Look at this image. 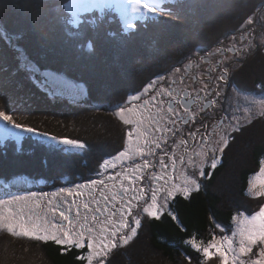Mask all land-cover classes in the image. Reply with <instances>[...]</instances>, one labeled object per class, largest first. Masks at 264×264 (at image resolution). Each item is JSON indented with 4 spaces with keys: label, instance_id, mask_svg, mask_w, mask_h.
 Segmentation results:
<instances>
[{
    "label": "trees",
    "instance_id": "trees-1",
    "mask_svg": "<svg viewBox=\"0 0 264 264\" xmlns=\"http://www.w3.org/2000/svg\"><path fill=\"white\" fill-rule=\"evenodd\" d=\"M61 1L0 0V31H7L14 37L22 36V39L14 41L22 46L17 49L18 56L10 45L0 40V111L10 115L15 123L35 130L30 133L34 138L25 135L18 144L13 140L0 144V181L8 182L24 176L43 180L50 187L85 180L96 173L105 156L123 143L125 125L121 126L114 119L115 116L102 109L98 112L89 105L85 108L80 104L84 100L80 101L75 95L52 94L50 88L45 86L47 79L44 76L39 79V74L43 75L44 70L68 78L74 72L84 76L90 63L107 64L109 68L113 50L117 54L127 50V58H130V46L135 39H140L135 43L142 55L138 56L132 67L139 71L142 81L148 80L181 60L191 47L204 49L237 30L240 23L254 16L264 3V0H164L154 7L155 12L134 20L128 30L137 31V37L133 36L134 33H126L122 36V46H118L112 42L113 37L120 35L107 29L109 12L102 15L96 10L85 12L78 23L69 25L71 14L62 7ZM178 13L183 17L180 19L183 22L176 24L174 19ZM205 25H208L207 30ZM193 30L195 32L187 48L180 47L184 48L183 56L176 51L175 56L172 55L168 50L177 40L169 39L164 34L167 31L176 34ZM208 34H211V41H207ZM160 40L162 44H159ZM157 51L163 53L155 54ZM254 60L257 65L246 64L230 76L231 81L236 79V83H242V86L238 84L242 89L250 87L247 82L253 85L250 89L256 84L264 86V54L257 52ZM25 61L27 63L21 68V62ZM116 63H120L119 58ZM244 67L249 69L245 74ZM99 73L100 82L108 77L105 69H100ZM129 86L124 85L123 94L112 100L105 97L103 85L100 90L104 93L101 106L113 108L120 104L128 92L135 90L133 82ZM86 95L90 103L101 104L93 100L100 97L90 95L87 89ZM5 124L13 128L11 124ZM88 135L92 136V140ZM37 136L48 140L51 137H67L88 147L80 154L79 151L63 150L61 144L52 139L50 142L59 147L46 144ZM263 153L264 116H259L232 133L215 169L204 171L199 188L187 194H175L168 203V210L153 217L146 216L132 239L110 251L104 264H220L218 254L213 253L205 260L192 241L198 239L208 243L219 231L217 238H231L235 212L250 215L264 204V196H250L247 193L249 178L257 170ZM217 225L224 229V233L218 230ZM28 246L36 250V255L28 259L31 264L42 263L33 262L40 257L45 264L84 262L83 258H79L80 249L74 246L1 231L0 264L25 260L24 256L29 254ZM259 248L253 245L252 252L243 256L250 260L258 259Z\"/></svg>",
    "mask_w": 264,
    "mask_h": 264
},
{
    "label": "rangeland",
    "instance_id": "rangeland-1",
    "mask_svg": "<svg viewBox=\"0 0 264 264\" xmlns=\"http://www.w3.org/2000/svg\"><path fill=\"white\" fill-rule=\"evenodd\" d=\"M154 3V0H151ZM40 3V2H39ZM114 0H108L107 4H113ZM150 3V2H149ZM152 3V4H153ZM44 4V3H41ZM71 5V3H70ZM41 5L38 6L40 8ZM62 7L64 8V5L62 3ZM105 8V7H103ZM118 14L115 15L113 11L109 12L110 18H108V22L106 25L108 26V31H112L114 34L120 35V37L115 38L113 37V42L115 45L122 46V36L126 35V33H134L133 36L137 37V31L133 30H128L130 28V19L137 17L138 20L139 18H142V13L146 11L142 7V5L136 0L134 3L133 0H116V4L114 8ZM135 9V10H134ZM93 11V10H90ZM89 12V11H87ZM99 15L104 14L105 12H101L100 9L97 10ZM81 12L82 15H84ZM71 17V22L68 23L69 25L75 24V21L73 18H76L73 16V14L70 16ZM114 17V18H113ZM183 17L181 16L180 13H178L174 19V23H181L180 19ZM91 20V18H90ZM116 20V21H115ZM111 23H114L111 25ZM173 23V22H172ZM186 23L191 24L189 20H186ZM185 23V24H186ZM179 25V24H178ZM181 28V26H180ZM208 25H205V30H207ZM245 29H247V34L245 33ZM126 30V31H123ZM156 31V30H155ZM157 32V31H156ZM195 30L191 32H186V31H181L179 33H173V31H167V33L164 34L165 37L169 39H174L176 38V42L174 43L173 46L169 47V52L174 55L175 51L177 54L183 56V50L184 48L180 49L182 46H186L187 48V43L189 42V39L193 37V33ZM232 32L228 33L224 38H221L218 41L213 42L212 44L208 45L207 47H204V49H201L199 47H191V50L187 52V55L183 56L181 60H179L177 63H182L181 68L183 67V62L185 61H195L196 56H205L209 55L211 61L217 60V55L219 48L224 49L228 48L230 46H233L236 43H241L244 42L239 39L240 35H246L249 36V44H243L242 46L244 47V52H237V61L235 62H230L227 65V68L229 67L228 71V76L236 74L237 71L242 66H245L246 64H254L257 65V61L254 60L257 58V52H261L264 54V3L258 8L256 11V14L254 16H251L250 19L246 20L243 23H240V26L238 27L237 30L234 31V36L229 37V35ZM155 34V33H154ZM207 41H211V34H208L206 36ZM236 38V40H235ZM175 40V39H174ZM246 40V38H245ZM136 41H140V39H135ZM129 48V53L131 55L130 58H127L128 51L124 50L121 52L122 54H117L114 52H117L115 50L112 51L111 57L109 60L112 61V64H110V67L108 68L106 65H101V64H93L90 63L87 68V72L84 74V76L76 74L75 72L73 75H70L71 77H65L62 74H58L54 71H48L44 70L45 72H52L61 77V80L58 81H47L44 82L51 90V93L57 95V96H72V94H69L72 87H77V92L78 94L75 95L77 99L80 101L84 100L81 105H83L85 108L86 106L90 107H95L98 109V112L100 109H102L104 112H109L111 113L116 119V121L121 124V126L124 127L127 126V124L124 123L125 119H131L130 114L127 112V109L132 108L133 111L138 115L136 112L137 109L131 102V97H134L135 95H138L140 90H148V88L156 82L157 76L159 75H154L150 76L148 80L142 81V76L140 75L139 71H135L133 69L132 64L137 62L138 56L142 55L140 49L137 47L136 43ZM159 44H162V40H160ZM212 50V51H210ZM163 51V50H162ZM162 51L156 52L155 54H161L163 53ZM103 52V51H102ZM137 53V55H136ZM175 56V55H174ZM119 58L120 63H116L117 59ZM227 58V57H226ZM228 58H230L228 56ZM179 59V58H178ZM177 59V60H178ZM176 60V61H177ZM174 61V62H176ZM79 61H77L76 64H78ZM180 63V64H181ZM176 64V63H175ZM79 66H82L79 64ZM220 66V65H219ZM218 66V67H219ZM223 67V65H222ZM100 69L103 71L105 69L108 73V77L105 79L98 80L100 78ZM199 69H206L205 64L202 63L199 65ZM243 70V69H242ZM200 71V70H198ZM249 71L248 67H244L243 74L247 73ZM188 75H190L192 72L188 71ZM216 71H214L210 77L215 79L216 82L219 84H222V82L226 81L225 77H215ZM44 76L39 74V79ZM80 78H83L84 81L88 83V86L84 81H82ZM82 81V82H81ZM231 81V80H230ZM104 82L103 85H105V97H110L112 100L119 98L122 93V87L129 86L130 82H133L135 86V90L132 92H128L127 96L125 97L122 102L116 106L107 107V106H101L102 105V94L101 89H102V83ZM199 83H202L204 85H207V83L202 81V78L200 77V80H198ZM237 80L231 81L229 85V89H227L224 101H225V116L227 118H222L223 122L219 126L216 124L217 118H204L198 120V126L203 127L204 125V131L202 133V136L206 140V150L205 151V146L203 145L201 149H198L196 147V144L198 141L196 140L195 137L192 139L189 137L188 131L182 134L178 133H173L172 129L166 130L163 126H161V121L163 118H157V121L152 122V127H145L144 124L146 123H140L139 125L133 126V128H137L139 133L141 135L139 136V139H137V133H133L130 138L127 139V149L124 151L126 153L125 158L122 160V162L125 165L120 166L121 171H114L116 168V165L119 160H114L113 158L120 153V151L116 152L113 154L111 157H109L108 160V165L100 168L99 172L90 179H85V180H75L73 182L69 181L67 183H63L67 187H73L74 191H82L84 193L83 198L77 199L76 202L78 204H83L87 198H88V190L89 188H95V190L92 192V195L98 196L105 193L103 191V188L108 187L111 184L110 189L115 187L117 190H122V189H133V190H138V189H144L143 193V199L140 201L132 200V208L130 210V213L127 215L126 220L128 223V227L125 229H122L120 233L117 234L116 237L110 238V243L108 250L105 254L102 256H95L91 262L87 259L90 249L87 246V243L84 244L86 246V251L83 255H81L84 258L83 264H98L100 260H103V264L105 262V257L107 254L112 251L114 248L118 246H122L125 242L120 240V235H128L131 232V227L136 226L132 223L133 218L139 219L141 222L146 218L148 215L147 213L144 212V207L147 204H151V192L152 190L155 189H160L161 191L157 192V208L160 209V211L157 213V215L161 214L162 212L168 210V203L170 202L171 199H169L167 206L161 207L164 205V199H163V189H167L171 187L172 185H177L180 187H183L186 180L188 179H195L198 184L202 179L204 178V171L212 170V160L213 158H216L217 164L219 163L221 159V154L223 150L225 149V141L227 143L232 137V133L239 129L241 126H246L250 122H252L256 117L259 116H264V86H261L260 84H256L254 88L250 89L253 85L251 82H247V84L250 85L248 89H242L241 87L238 86L241 85L242 83H236ZM101 83V84H100ZM208 86V85H207ZM242 86V85H241ZM130 87V86H129ZM86 89L90 95H95L100 98H96L93 100H96L97 102L101 104H95V103H90L91 100L87 98L86 95ZM76 99V100H77ZM77 103V102H75ZM79 104V103H77ZM92 104V105H91ZM101 106V107H100ZM154 106V105H153ZM136 107L139 109V111H142V109H146V106H143L141 102L136 103ZM124 109L123 112H120L118 115V110ZM101 115L103 113H100ZM146 112L144 113V115ZM261 114V115H260ZM4 122L0 121V139L4 137H9L13 135H4L3 130L6 129L4 126ZM169 124V123H168ZM130 125V124H128ZM132 127V125H131ZM12 130H18V129H13ZM160 130L163 132L165 131L164 136H158L160 134ZM202 129H199L200 131ZM145 132V133H144ZM211 134L210 137H206L207 134ZM150 133V136H149ZM154 133V134H153ZM123 134V133H122ZM169 134H171L169 136ZM175 134V135H174ZM42 141L52 144L51 142L47 141L43 137L38 136ZM165 137V138H164ZM88 138L92 140V136L88 135ZM147 138L148 144H145V139ZM164 138V140H163ZM56 141V140H55ZM189 142H194L193 145H189ZM57 144L58 143L56 141ZM139 143L141 148L143 149V154L145 157L144 159H147V167L138 169L135 173H133V168H135L137 165L144 164L145 161L141 160V155H132V150L134 146ZM56 144V145H57ZM95 144V143H94ZM152 144V145H149ZM207 144L210 145V147H207ZM53 145V144H52ZM227 145V144H226ZM66 145L62 144V149L63 150H69V151H75L74 148L78 147H73V146H68L72 148L65 149ZM146 146V147H145ZM88 146H84V148H81L83 150H86ZM150 149V150H149ZM113 152V151H112ZM195 152V153H194ZM80 154H82V150L79 151ZM111 153V152H110ZM129 157H131L129 159ZM131 162H128L130 161ZM208 168V169H206ZM264 168V153L260 157V162L257 167V170L250 176L249 178V183H248V189L247 193L250 196H257L259 197L264 196V184L259 183L258 181L261 179H264V176H260V169ZM203 173V175H202ZM117 174H119V178H117ZM206 175V174H205ZM112 177V179H109V177ZM135 177V182H133V179ZM165 179L168 180V184H165ZM32 178L28 177L27 179L25 178H20L17 182H14V184L11 187H6L4 188L5 191H2V188L0 186V200H7L9 197L13 196H19L21 197L20 200L15 201L12 204L5 203L4 205L0 206V214L3 215V219L0 220V232H6L7 234H11L7 230V225L11 220L10 217V212L13 211H20L21 209L24 210V214L27 215H38L41 218L45 217L47 215V218L51 221L53 219L52 214L48 212L49 208V202H51L52 205L54 206H67V202H71V200L74 197H69L67 193H61L59 192V189L55 190L54 192H43L45 190L44 187L36 189L35 196L31 195L32 193H23L24 187L29 186V188L32 186L31 182ZM97 181L95 185L89 184L88 187L85 188H79L77 187L78 185H85L88 184L89 181ZM35 186V185H34ZM106 186V187H105ZM32 188V187H31ZM30 188V189H31ZM38 188V187H35ZM197 188L195 185L191 186V190H194ZM22 189V190H20ZM109 189V190H110ZM190 190V191H191ZM180 193V192H176ZM107 195L109 197L113 196V193H110L108 191ZM106 195V196H107ZM133 195L132 191L127 192L124 194L122 197H117L115 202L111 201L110 199L108 200V206L109 209L111 207L115 206V208H120V200L125 199V202L129 201V197ZM98 198V197H97ZM103 207V203L101 204ZM264 206V204L262 205ZM92 207H95V205H92ZM124 207H127V204L124 205ZM261 207V206H260ZM260 207L252 212L250 215H245L243 213H237L235 212L234 218H233V223H232V237H228V241H231V244H229L228 241H225L223 238H217L218 234H220V231L216 235V237L212 240H215L218 245L221 246V248L224 250L225 255L228 259L229 264H237L240 261H244L245 264H251V261L253 259H247L246 257L243 256L244 253H239V241L241 239L240 236V230L244 228L248 224V218L251 217L255 212L259 211ZM73 211H75L73 209ZM241 212V211H240ZM111 215V211H108L105 213V216ZM118 215V213H117ZM84 216V211L81 209V222H83L82 217ZM55 219H59V216L55 217ZM103 219V217H102ZM141 226V223L139 226H137V231L139 230ZM100 227H104V225H100ZM218 230H221V233H224V229L221 227H218ZM135 234L131 235V238ZM23 237V236H21ZM87 239V238H85ZM129 239V240H130ZM52 240V239H51ZM128 240V241H129ZM211 240V241H212ZM224 240V241H223ZM55 242L54 240H52ZM195 241V247L197 246L201 249L200 252L203 254L202 249L203 247L207 246L208 243H204L203 241L194 240ZM258 244V242H257ZM247 246V245H246ZM263 245H259L261 248ZM29 249V254L25 255L24 258L25 260H21L19 262L15 261L13 264H31L28 262V259H32L33 256L36 254V250L32 249L28 246ZM235 249V252L229 251V249ZM260 248L257 250V255L259 258L255 260H259L260 264H264V255H259ZM31 250V251H30ZM210 253H216L219 255L218 251L216 248H211ZM229 253V254H228ZM237 257V260L233 262V256ZM42 263L39 264H45L43 263V258L40 257V259L36 258L33 262H40ZM47 264V263H46Z\"/></svg>",
    "mask_w": 264,
    "mask_h": 264
},
{
    "label": "snow or ice",
    "instance_id": "snow-or-ice-1",
    "mask_svg": "<svg viewBox=\"0 0 264 264\" xmlns=\"http://www.w3.org/2000/svg\"><path fill=\"white\" fill-rule=\"evenodd\" d=\"M135 3L136 0H133ZM138 2L142 5L144 9H146L148 12H155V8L152 7L149 3V0H138ZM108 3V0H71V11L74 15H77L81 12H87L92 9H102L105 7ZM135 10V9H134ZM22 39V36L16 35L15 37L12 35H9L7 31H0V40L4 41L6 44L10 45L13 50L17 53V56L19 53L17 52L18 48H22L19 44L14 43V41H18ZM24 63L21 62L20 67L24 68ZM223 75V74H222ZM44 78L47 79V81H58L62 78L56 75L52 72H45ZM43 82V81H42ZM77 87H72L69 94L77 95ZM160 95H163V90L160 93ZM155 99V97L153 98ZM148 103H151V101H145L144 104L147 105ZM156 107L159 109L160 105L157 104ZM169 112L172 111L171 105H169ZM124 109L118 110V115L120 112H123ZM127 112L131 115V119H125V124H133V125H139L143 122V120L147 119L149 121L155 119L156 116H159L160 113L157 112L155 116H153L151 113L148 117H144L143 113H140V118H136V113L133 111L132 108L127 109ZM0 121H4L8 124H11L13 128L22 129L25 132L28 133H34L35 130L31 127H25L21 124L15 123L12 120V117L8 114H6L4 111H0ZM158 122V121H157ZM239 130V129H237ZM4 135H13L15 136V133L11 132V129H4L3 130ZM132 132L137 133V139H139V136L141 133H139L137 128H133ZM41 135H47V134H41ZM127 135L131 136L132 133H128ZM52 140H56L58 143H61L66 146H73V147H84V144L80 141H77L75 139H70L67 137L57 138V137H51ZM145 144H148L147 138H145ZM227 144V141H225V146ZM150 150V149H149ZM143 149L137 143L133 150L132 155H142ZM126 156V153L124 151H121L118 153L116 157H114V160H123ZM131 157H129L130 159ZM108 165V160L106 159L103 164H101V168ZM147 161H145L144 164L137 165L135 168H133V173H135L138 169L147 167ZM217 166V160L216 158H213L212 160V168L215 169ZM203 175V173H202ZM260 176H264V168L260 169ZM117 178H119V174H117ZM109 179H112L110 176ZM133 182H135V177L133 179ZM259 183L264 184V179H261L258 181ZM97 181H89L88 184L85 185H78L79 188H85L88 187L89 184L95 185ZM165 184H168V180L165 179ZM195 185L197 188L200 187L198 182L195 179H188L186 180L183 187L172 185L171 187L167 189H163L164 195V205L161 207L167 206V203L169 199H171L174 194L178 191L181 194H187L191 190V186ZM106 187V186H105ZM89 195L87 200L83 204H78L76 202V198H83L84 193L82 191H74L73 187H67V188H60L59 192L61 193H67L69 197H74L71 202H67V207L63 206H54L49 202V208L48 212L52 214L53 219L50 221L47 218V215L45 217L41 218L38 215H25L24 210L21 209L20 211L16 212H10L11 220L7 225V230L9 233L15 236H23L25 238L29 239H36L41 241H47L49 239L54 240L57 244H68L71 246H74L77 249H81L84 247V244L87 243L88 248L91 250L87 259L89 262L93 260L95 256H102L105 254L108 250L110 238H114L117 236L118 233L122 229H125L128 227V223L126 220L127 215L130 213V210L132 208L131 201L136 200L140 201L143 199V193L144 189H122L121 194H126L129 191L133 192V195L129 197V201L125 202L123 199L120 200V208H115L114 204L109 209L108 206V200L111 199V201L115 202L116 196L113 195L111 197L108 196H100L97 198V196L92 195V189L89 188ZM161 191L160 189H153L151 192V204H147L144 207V212L147 213L150 217L156 216L157 213L160 211V209L157 208V192ZM31 195L35 196L36 193H32ZM21 197L19 196H13L9 197L7 200H0V206L4 205L5 203L12 204L15 201L20 200ZM103 203V207L101 204ZM127 204V207L125 208L124 205ZM92 205H95V207H92ZM73 209L75 210L73 213ZM81 209L84 211V216L82 217L83 222H81ZM111 211V215L105 216V213ZM118 213V215H117ZM59 216V219H55V217ZM103 217V219H102ZM3 219V215L0 214V220ZM132 223L136 226L131 227V232L128 235H120V240L124 241L125 243L131 238V235L135 234L137 232V226L140 225L141 221L137 218H133ZM100 225H104V227H100ZM217 227H220V225H217ZM240 236L241 239L239 241V253H249L252 252V246L253 245H264V206H261L259 211L255 212L251 217L248 218V224L240 230ZM87 238V239H85ZM225 241H228V237L225 236L223 238ZM229 244H231V241H228ZM258 242V244H257ZM192 244L195 246V241H192ZM247 245V246H246ZM216 248L219 257H220V264H229L228 259L225 255L224 250L221 248L220 245L217 244L215 240H212L209 242V244L205 247H203V257L205 260H207L210 256V249ZM197 251H200L201 249L197 246ZM229 251L235 252V249H229ZM259 255H264V247L260 248ZM191 262V257L188 258ZM237 260V257L233 256V262ZM98 264H103V260H100ZM239 264H245L244 261H240ZM251 264H260L259 260H253L251 261Z\"/></svg>",
    "mask_w": 264,
    "mask_h": 264
},
{
    "label": "flooded vegetation",
    "instance_id": "flooded-vegetation-1",
    "mask_svg": "<svg viewBox=\"0 0 264 264\" xmlns=\"http://www.w3.org/2000/svg\"><path fill=\"white\" fill-rule=\"evenodd\" d=\"M245 33L247 34V29H245ZM233 36H234V31L229 35V37H233ZM248 37L249 36L246 35H240L239 39L244 42L236 43L233 46L224 49L219 48L217 60L211 61L209 55L208 56L199 55L196 56L197 60L195 61L183 62L182 68H181L182 63L180 62L181 64L176 63L174 65H171L167 70L159 73L156 82L153 83L148 88V90H140L138 95L131 97V102L137 109L136 112L138 113V115H136V118L137 119L140 118L141 112L143 113V116L145 118L148 117L150 113L153 116H155V114L159 112L160 115L156 116L155 119L151 121L147 119L143 120L142 123H146L144 124L146 128L149 126L152 127V122L157 121V118H163L161 121V126H163L166 130L172 129L173 133H178V134H182L188 131L189 137L191 139L195 137L196 140L198 141L196 147L198 149H201L202 146L204 145L205 151L207 152L206 140L202 136L203 132H201L204 131L203 129L204 127L206 128V126L204 125L203 127L202 126L199 127L198 120L204 118H217L216 124L220 126L223 122L222 118H227L225 116V109L227 106H225L224 97L227 89H229V85L231 81H230V75L228 76L229 67L227 68L226 64H229L232 61L233 62L237 61L238 58L236 57L237 54L239 52H244L243 51L244 47H246L242 45L243 44L248 45L250 42ZM228 56L230 58H228ZM202 63L205 64L206 69H199V65ZM188 71H191L192 73L188 75L187 73ZM214 71H216L215 77H220L221 75L222 77L226 78V81L222 82V84L216 82L215 79L210 77ZM200 77L202 78L203 82L207 83L208 86L198 82V80H200ZM162 90H163V95H160ZM154 97L155 99H153ZM139 101L143 106H146L147 108L142 109V111H139V109L136 107V103ZM145 101H151V103L145 105L144 104ZM157 104L160 105L159 109L156 107ZM169 105H171L172 108L171 112H169L168 110ZM145 112L146 114L144 115ZM129 116L130 118H132L131 115ZM133 126L135 127V125L133 124L130 125L127 124V127L125 128L127 134L132 133L133 135L134 133L132 132ZM199 129L202 130L198 131ZM160 132L161 133L158 134V136L163 137L165 131L163 132L162 130H160ZM170 135L171 134H169V136ZM210 136H211L210 132L209 134L206 133V137H210ZM130 137L131 136L126 135V143L123 151L127 149L126 147L127 139ZM193 144L194 142H189V145H193ZM207 147H210V145L207 144ZM144 157H145L144 155H141L142 158L141 160L146 161L147 159H144ZM128 162H131V160ZM125 164L122 162V160H119L114 171H121L120 166ZM110 187L111 184L108 187L103 188V191L105 192L103 196H106L108 191H110V193H113L117 197H122L124 195L121 194L120 189L117 190L115 187L114 188L112 187L110 189ZM91 189L93 191L95 190L94 187ZM87 195H89V191ZM100 196L101 195H98L97 197L99 198ZM107 196L109 197V195ZM124 201L126 200L124 199ZM147 216L150 217L149 215ZM85 251H86V246L80 249L79 252L80 259L83 258L81 256V253L83 255Z\"/></svg>",
    "mask_w": 264,
    "mask_h": 264
}]
</instances>
